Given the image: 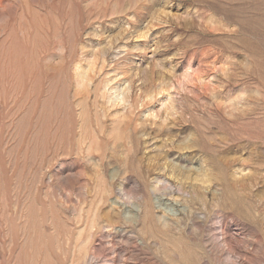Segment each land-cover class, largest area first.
<instances>
[{
	"label": "rangeland",
	"instance_id": "374dc122",
	"mask_svg": "<svg viewBox=\"0 0 264 264\" xmlns=\"http://www.w3.org/2000/svg\"><path fill=\"white\" fill-rule=\"evenodd\" d=\"M0 264H264V0H0Z\"/></svg>",
	"mask_w": 264,
	"mask_h": 264
},
{
	"label": "bare ground",
	"instance_id": "6f19581e",
	"mask_svg": "<svg viewBox=\"0 0 264 264\" xmlns=\"http://www.w3.org/2000/svg\"><path fill=\"white\" fill-rule=\"evenodd\" d=\"M167 170H169V172L172 176L177 175V172L178 173L181 172L180 169L175 165L164 167V171H167ZM195 179H197V178H195ZM161 183H163V181L157 182L155 189L160 190L163 188V189L167 190L168 189L167 183H163V185H161Z\"/></svg>",
	"mask_w": 264,
	"mask_h": 264
}]
</instances>
